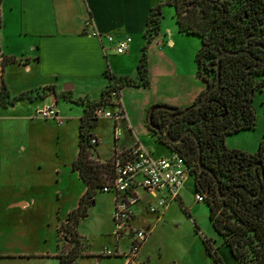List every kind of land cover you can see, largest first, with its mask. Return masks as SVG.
<instances>
[{
  "label": "crops",
  "instance_id": "1",
  "mask_svg": "<svg viewBox=\"0 0 264 264\" xmlns=\"http://www.w3.org/2000/svg\"><path fill=\"white\" fill-rule=\"evenodd\" d=\"M166 1L0 0V85H4L10 97L23 92L31 95V98H18L10 104L0 103V167L4 163L7 168H14L17 173L26 176L25 187L16 193L12 192L3 205L10 209L30 210L37 204L36 195L30 189L32 186L38 192L52 189L51 196L56 195L59 204L63 191L71 187L67 186V178L69 182L73 178L81 183L72 207L64 210L61 207L65 205L56 207L55 229L60 242L56 241L54 252L17 249L0 252V259L17 258L23 261L15 264H31L32 259L47 261L32 264H63L58 256L65 252L59 247V222L65 221L67 215L78 206L87 187L78 170L73 167L79 150L80 118L85 108L79 100H100L109 82L107 71L116 77H138L137 65L146 42L144 31L149 10L160 3L166 8H174ZM170 11V18L164 19L163 15L159 33L147 45L149 85L123 86L120 92L126 117L117 121L102 118L106 129L100 126L102 123L98 118L90 129L97 139L92 157L101 162L113 159L116 153L137 141L149 150L152 146L151 152L156 156L168 153L169 147L158 141L148 127V110L156 103L184 108L192 104L206 88L205 81L197 75L196 53L201 47V38L179 31L175 9L174 13L172 9ZM109 35L113 36L112 40L108 39ZM125 36L130 37L128 48L118 53L115 50L116 39ZM4 57L14 60L6 61ZM134 92L143 93L142 98L135 101L132 97ZM50 102L55 103L56 116H37L36 108ZM104 144L110 146L105 149ZM47 146L52 148L50 157L46 155ZM38 173L50 174L48 177H39L37 182L27 177ZM191 176L194 178L192 174L186 177L178 200H181V192ZM141 192L138 202L133 206L130 222L132 226L146 229L148 235L136 256L130 258L126 253L104 255L102 251L108 246L98 250L87 247L79 226L101 204L98 197L112 193L100 190L94 195L86 216L77 225L82 255L73 264H162L166 253L164 255L160 249L148 252L145 248L152 226L149 223L144 227L132 223L136 220L139 203L146 198ZM144 193L151 195L146 190ZM160 195L157 193V196ZM151 197L152 201L147 198L146 204H156L157 199ZM106 199L109 204L105 211L110 216L114 194H111V203L110 198ZM171 201L156 212L163 214ZM100 223L99 220L94 221L96 227ZM110 228L109 225L106 235L114 238V246L109 248L126 252L130 240L123 246L125 234L117 237L114 228ZM219 252L225 264H239L225 245L219 248Z\"/></svg>",
  "mask_w": 264,
  "mask_h": 264
},
{
  "label": "trees",
  "instance_id": "2",
  "mask_svg": "<svg viewBox=\"0 0 264 264\" xmlns=\"http://www.w3.org/2000/svg\"><path fill=\"white\" fill-rule=\"evenodd\" d=\"M166 3L169 4V0ZM222 3L217 7L211 0H205L201 5L202 14L177 15L179 31L201 38V47L196 53L197 75L205 81L206 88L215 82L217 57L226 50L221 57L219 85L201 106L175 117L169 129L172 137L178 136L185 128H191L192 132L171 143L162 132L150 126L149 110L147 121L156 139L166 144L169 150L182 154L191 166L195 193L204 196L209 207V219L223 245L228 247L239 264H264V141L254 153L228 149L224 145L226 135L251 129L256 124L252 97L264 86V0H224ZM162 6L160 3L149 10L144 31L146 42L137 65L138 77H116L107 71L109 82L100 100H79L85 108L80 118L79 150L73 167L87 187L78 206L59 226V230L69 233L72 242L67 251L58 255L63 264H73L82 255L77 225L86 216L94 195L113 175V159L101 162L92 157L96 144L91 143L94 136L90 129L98 119L94 116V108L103 104L114 88L149 85L146 49L160 31ZM195 25L200 27L194 29ZM26 97L31 98V95L23 92L10 97L4 85L0 86V103L3 105ZM171 112L165 108L153 112L152 121L159 123L161 131ZM194 135L201 142L202 163L207 169H200L197 163L198 145ZM256 162L259 163L257 170L254 167ZM204 240L206 250L216 264H225L218 247L213 246L210 238Z\"/></svg>",
  "mask_w": 264,
  "mask_h": 264
},
{
  "label": "rangeland",
  "instance_id": "3",
  "mask_svg": "<svg viewBox=\"0 0 264 264\" xmlns=\"http://www.w3.org/2000/svg\"><path fill=\"white\" fill-rule=\"evenodd\" d=\"M167 8L166 6H162L164 19L165 17L167 19L170 18L171 9L174 13V8ZM258 78H260V76ZM124 87L127 86L124 85ZM142 95L143 93L141 92L132 93V97L135 101L142 98ZM252 106L256 116L255 126L251 129H244L226 135L224 138V145L226 148L254 153L258 149L260 142L264 141V86L261 90H257L254 93L252 97ZM103 120L102 118L99 119L100 123H102L100 126L106 129ZM108 122L111 121L108 120ZM104 145L105 149H107V146H110L109 144ZM149 148L153 150L152 146ZM46 155L49 157L52 155V148H49V146H47ZM49 174L50 173L30 174L31 177H29V175L27 177L29 180L34 178L37 182L39 177H48ZM193 180L194 178L191 176L181 192V200H172L163 214L147 210L148 204H146V199L148 198V200L152 201V197L144 193L145 190L140 189L142 191H140L141 195L146 198L139 203V209L136 211V220L132 223L137 226H143L149 223L152 226L151 235L145 242V248L148 252H155L160 249L164 252V255L166 253L167 256H164L162 264H216L213 257L206 250L204 239L210 238L213 246L218 247V252L219 248L221 249V247H223L222 239L215 231L209 219V207L206 200L200 202L196 200ZM25 182V174L22 175L21 173H17L14 168H7L6 164H2L0 167V252L16 251L17 249H28L31 252H54L56 250V241L59 239L58 232L55 229L57 223L55 216L56 207L58 205H65L61 207V210L72 207L75 196L81 189V183L73 178L69 182L67 178V186L71 187L63 191L64 195L63 198L60 199L62 201L59 204L56 201L58 200L56 195H54V197L51 196L53 193L52 189H49L48 192L44 190L38 192V190L32 186L30 189H32V193L36 195L37 204L30 210L23 211L16 207H14V209L5 207L3 204L7 198L11 196L12 192L16 193L23 189L25 187ZM111 194L112 193H105V195H100L98 200L101 204L95 207L90 212L89 218L84 220L79 226L80 232L85 236L88 248L98 250L104 246H114V238H109L108 235H106L109 225L111 226V230L114 228V223L111 219L113 202L109 212L110 216L107 215L105 211V208H107L109 204V200L106 198H110L111 203ZM180 201H182V203ZM152 205H155V203H152ZM61 210H59L60 213H63ZM59 220L61 221L62 218L60 217ZM96 220L101 221L98 226L100 230L96 227L97 224H94ZM60 224L59 222V226ZM196 227H198V230ZM69 238V233L64 230L60 232L61 245L59 247H62L63 251L68 250L72 245ZM58 241L60 242V240ZM128 243V234H125L122 245L124 246ZM55 261L58 262V259H55ZM115 261L117 260L115 259ZM20 262L23 261L17 258L0 259V264H15ZM30 262L32 264L47 261L46 259L42 261L32 259ZM110 262H113V260L110 259ZM25 263H27V261H25Z\"/></svg>",
  "mask_w": 264,
  "mask_h": 264
},
{
  "label": "built area",
  "instance_id": "4",
  "mask_svg": "<svg viewBox=\"0 0 264 264\" xmlns=\"http://www.w3.org/2000/svg\"><path fill=\"white\" fill-rule=\"evenodd\" d=\"M108 39L112 40L113 36L109 35ZM129 42V36L116 39V52L123 53L128 48ZM35 113L42 118L54 117L57 114L55 103H46L36 108ZM93 113L97 118H110L114 121L125 118L120 89H112L106 101L96 106ZM116 133L119 134L118 130ZM91 143L97 144V139L91 138ZM190 170L191 166L179 152L170 150L164 155L156 156L139 141L116 153L113 157L112 178L101 190L114 194L112 210L114 234L117 237L129 234L130 244L126 252L119 248L106 247L102 254L126 253L130 258L136 256L148 235L146 229L132 226L130 222L133 217V206L140 198L139 189L148 191L157 199L155 205L151 202L148 205L149 211L156 212L159 207L166 206L170 200L179 199V191ZM157 193L161 195L157 196ZM196 200L204 201L205 198L202 194L196 193Z\"/></svg>",
  "mask_w": 264,
  "mask_h": 264
},
{
  "label": "water",
  "instance_id": "5",
  "mask_svg": "<svg viewBox=\"0 0 264 264\" xmlns=\"http://www.w3.org/2000/svg\"><path fill=\"white\" fill-rule=\"evenodd\" d=\"M226 52V50L222 51L218 57H217V62L215 63V67H216V80L215 82L209 87L207 88L202 96L199 98V100L193 102L192 104L184 107V108H181V109H177V107L175 106H170V105H167V104H163V103H156V104H153L150 109H149V115H148V121H149V124L151 127L153 128H157L158 125H156L153 121H152V117H153V112L156 110V109H160V108H165V109H168V110H171V114H170V117H169V120H168V123L164 129V133L166 134L167 138L169 141L171 142H177L179 141L186 133L188 132H192V129L191 128H185L184 130L181 131V133L179 134V136L177 137H172L170 134H169V129L171 127V124H172V121L175 117L177 116H182L184 115L185 113H187L190 108H193V107H199L202 105L203 102H205V100L207 99V96L209 95V93L214 89L216 88L220 81H221V71H220V68H221V57L223 55V53ZM194 138L197 142V145H198V158H197V163L200 167V169H207V167L202 163V145H201V142L199 140V138L197 137V135H194ZM262 178H264V171H262ZM217 185H218V191H220V183L219 181H217ZM223 196H225V194H223Z\"/></svg>",
  "mask_w": 264,
  "mask_h": 264
},
{
  "label": "flooded vegetation",
  "instance_id": "6",
  "mask_svg": "<svg viewBox=\"0 0 264 264\" xmlns=\"http://www.w3.org/2000/svg\"><path fill=\"white\" fill-rule=\"evenodd\" d=\"M212 1V3H215L216 5H217V7L219 6L220 7V5L221 4H223L222 2L224 1V0H211ZM169 4L168 5H171V6H173L174 7V9H175V14H176V17H177V15L179 14V15H186V14H188V15H190V14H202L203 13V10H202V3H205V0H169ZM218 10V9H217ZM200 26L199 25H195L194 26V29H197V28H199ZM207 89V88H206ZM205 89V90H206ZM204 90V91H205ZM202 96V95H201ZM200 96V97H201ZM208 97V96H207ZM199 100V99H198ZM169 117H170V115L168 116V120H169ZM168 120H167V123H168ZM154 122V121H153ZM156 125H158V127L157 128H154V129H157V132H162L165 136H166V134L164 133V129H165V127H166V125H167V123L165 124V126L162 128V131L160 130V128H159V123H156V122H154ZM159 128V129H158ZM181 133V132H180ZM178 136H179V134H178ZM174 137H177V136H174ZM166 138H167V136H166ZM167 140H168V138H167ZM181 140V139H180ZM179 140V141H180ZM169 141V140H168ZM171 142V141H170ZM178 142V141H177ZM171 143H174V142H171ZM259 163L258 162H256L255 164H254V167H255V169L257 170V168H258V165ZM259 178H260V180H261V177L259 176ZM263 180H264V178H262Z\"/></svg>",
  "mask_w": 264,
  "mask_h": 264
}]
</instances>
